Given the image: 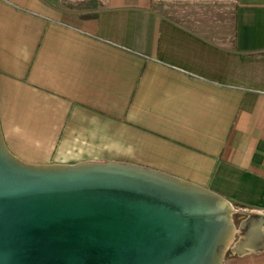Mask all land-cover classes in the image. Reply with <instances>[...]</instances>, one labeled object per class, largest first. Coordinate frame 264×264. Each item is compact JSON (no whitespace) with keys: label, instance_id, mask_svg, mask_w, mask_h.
I'll return each instance as SVG.
<instances>
[{"label":"crops","instance_id":"1","mask_svg":"<svg viewBox=\"0 0 264 264\" xmlns=\"http://www.w3.org/2000/svg\"><path fill=\"white\" fill-rule=\"evenodd\" d=\"M0 124L29 163L136 164L264 212V0H0ZM250 232L224 264H264Z\"/></svg>","mask_w":264,"mask_h":264},{"label":"water","instance_id":"2","mask_svg":"<svg viewBox=\"0 0 264 264\" xmlns=\"http://www.w3.org/2000/svg\"><path fill=\"white\" fill-rule=\"evenodd\" d=\"M237 212L210 189L136 164L26 162L0 124V264H224L251 228L264 243V212L240 222Z\"/></svg>","mask_w":264,"mask_h":264},{"label":"rangeland","instance_id":"3","mask_svg":"<svg viewBox=\"0 0 264 264\" xmlns=\"http://www.w3.org/2000/svg\"><path fill=\"white\" fill-rule=\"evenodd\" d=\"M237 222H239L238 218H237ZM228 251H230V249Z\"/></svg>","mask_w":264,"mask_h":264}]
</instances>
